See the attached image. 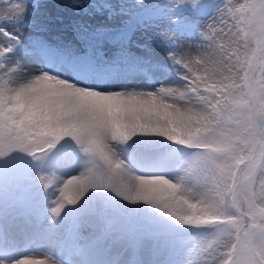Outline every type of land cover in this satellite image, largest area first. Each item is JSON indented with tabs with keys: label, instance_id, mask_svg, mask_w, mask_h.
Masks as SVG:
<instances>
[{
	"label": "snow or ice",
	"instance_id": "snow-or-ice-1",
	"mask_svg": "<svg viewBox=\"0 0 264 264\" xmlns=\"http://www.w3.org/2000/svg\"><path fill=\"white\" fill-rule=\"evenodd\" d=\"M3 2L0 264H264V0H88L128 19L79 47ZM165 20V60L133 55Z\"/></svg>",
	"mask_w": 264,
	"mask_h": 264
},
{
	"label": "rangeland",
	"instance_id": "rangeland-1",
	"mask_svg": "<svg viewBox=\"0 0 264 264\" xmlns=\"http://www.w3.org/2000/svg\"><path fill=\"white\" fill-rule=\"evenodd\" d=\"M15 2L16 0H12L13 4ZM20 2L27 4L29 23L35 25L34 28L30 27L24 31L23 34L25 36L35 34L47 39L52 43L59 42L70 44L75 47L80 46V40L75 30V25L78 22L87 20L88 24L92 27L104 26L109 29H115L118 28L124 20L128 19L126 15L122 17H114L112 19H108L106 16H98V18L85 16L82 5L87 3L88 0H20ZM110 2L113 4L125 3L129 6H133L138 4L139 0H110ZM164 2H166V0H144L145 4ZM139 10L140 9L138 8L132 9V11ZM9 12V5L4 3L3 0H0V16H5ZM104 17H106L105 21L104 19H101ZM201 23L203 25L208 23V21L202 19ZM169 27L170 25L168 21L165 20L159 27H152L136 31L133 34L131 43L129 45V50L133 55L142 56L150 54L154 59L165 60L170 49L159 47L157 40L158 33L164 32ZM11 30L12 29L10 28L9 31ZM167 35L169 38L175 39V36L172 33L169 32ZM178 43H180L183 46V49L186 50L190 44L194 45L195 41H179ZM105 47L112 49L107 51L106 54V51L102 49L105 56H111L112 52L115 50V45L106 42ZM88 231V229H85L83 234L87 235ZM44 245L45 242L39 239H37L35 243L30 244L29 251L35 250L34 258L37 257L39 252L42 253L40 249ZM36 251L37 253H35Z\"/></svg>",
	"mask_w": 264,
	"mask_h": 264
},
{
	"label": "bare ground",
	"instance_id": "bare-ground-1",
	"mask_svg": "<svg viewBox=\"0 0 264 264\" xmlns=\"http://www.w3.org/2000/svg\"><path fill=\"white\" fill-rule=\"evenodd\" d=\"M83 14V13H82ZM81 14V15H82ZM73 17V16H72ZM100 17V16H99ZM122 17V16H121ZM75 18V17H74ZM98 18V17H97ZM95 19V18H94ZM101 19H104V21H105V19H106V17H104V18H101ZM121 20V19H120ZM99 21V20H98ZM110 22V21H109ZM115 22H117V21H115ZM99 23V22H98ZM112 25V24H111ZM35 253H37V251L35 252ZM45 257L42 255V253H38L37 254V257H36V259H44ZM46 259V258H45Z\"/></svg>",
	"mask_w": 264,
	"mask_h": 264
}]
</instances>
